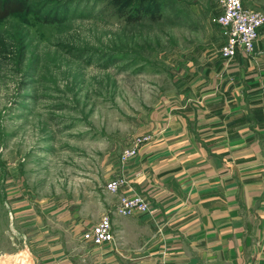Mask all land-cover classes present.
<instances>
[{"label":"rangeland","instance_id":"374dc122","mask_svg":"<svg viewBox=\"0 0 264 264\" xmlns=\"http://www.w3.org/2000/svg\"><path fill=\"white\" fill-rule=\"evenodd\" d=\"M25 1L0 21V264H90L113 243L79 235L112 209L121 150L187 88L186 61L219 56L218 0H160L136 23L110 0Z\"/></svg>","mask_w":264,"mask_h":264},{"label":"crops","instance_id":"0c3cea01","mask_svg":"<svg viewBox=\"0 0 264 264\" xmlns=\"http://www.w3.org/2000/svg\"><path fill=\"white\" fill-rule=\"evenodd\" d=\"M228 62L186 61L187 88L117 168L148 213L110 218L113 245L90 264H264V26L253 56Z\"/></svg>","mask_w":264,"mask_h":264},{"label":"built area","instance_id":"2783aa9c","mask_svg":"<svg viewBox=\"0 0 264 264\" xmlns=\"http://www.w3.org/2000/svg\"><path fill=\"white\" fill-rule=\"evenodd\" d=\"M219 12L213 19L219 28L221 45L219 58L230 61L237 54L253 56L258 30L264 26V13L255 8L245 7L242 0H218ZM149 136L141 135L125 146L119 155V166H125L138 156L140 148L148 143ZM129 182L122 176L112 177L105 184L107 194L115 197L112 209L89 225L80 236V241L92 248L110 246L113 233L110 216L130 217L148 213V203L142 194L128 193Z\"/></svg>","mask_w":264,"mask_h":264},{"label":"trees","instance_id":"16d2710c","mask_svg":"<svg viewBox=\"0 0 264 264\" xmlns=\"http://www.w3.org/2000/svg\"><path fill=\"white\" fill-rule=\"evenodd\" d=\"M110 1L117 10L125 14V20L130 23L138 22L143 16L148 17L150 20L159 19L160 11L166 4V2L160 0ZM27 11L28 4L25 0H0V21L6 19L11 14H21Z\"/></svg>","mask_w":264,"mask_h":264}]
</instances>
